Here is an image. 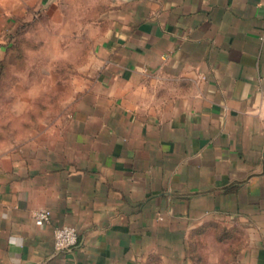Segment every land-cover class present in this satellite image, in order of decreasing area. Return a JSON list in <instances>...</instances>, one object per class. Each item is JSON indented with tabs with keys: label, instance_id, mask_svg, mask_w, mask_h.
Instances as JSON below:
<instances>
[{
	"label": "crops",
	"instance_id": "crops-1",
	"mask_svg": "<svg viewBox=\"0 0 264 264\" xmlns=\"http://www.w3.org/2000/svg\"><path fill=\"white\" fill-rule=\"evenodd\" d=\"M41 14L58 109L0 148V264H193L204 229L264 264V0H0L1 38Z\"/></svg>",
	"mask_w": 264,
	"mask_h": 264
},
{
	"label": "rangeland",
	"instance_id": "rangeland-1",
	"mask_svg": "<svg viewBox=\"0 0 264 264\" xmlns=\"http://www.w3.org/2000/svg\"><path fill=\"white\" fill-rule=\"evenodd\" d=\"M39 19L9 40L0 35V148L21 139L42 116L58 109L52 103L59 94L40 91L43 82L36 71L54 65L60 69L65 64L53 65L51 28L43 14ZM210 240L205 229L190 238L187 256L193 264H205L207 254L221 253L212 250Z\"/></svg>",
	"mask_w": 264,
	"mask_h": 264
},
{
	"label": "built area",
	"instance_id": "built-area-1",
	"mask_svg": "<svg viewBox=\"0 0 264 264\" xmlns=\"http://www.w3.org/2000/svg\"><path fill=\"white\" fill-rule=\"evenodd\" d=\"M261 113L264 117V104L261 107ZM30 215L33 223L37 226L47 224L50 219V212L45 208L33 209ZM52 239L55 251H69L76 245L77 231L73 226H55L52 230Z\"/></svg>",
	"mask_w": 264,
	"mask_h": 264
},
{
	"label": "trees",
	"instance_id": "trees-1",
	"mask_svg": "<svg viewBox=\"0 0 264 264\" xmlns=\"http://www.w3.org/2000/svg\"><path fill=\"white\" fill-rule=\"evenodd\" d=\"M20 29L19 30H13L12 32H7V34H8V40H9V38L11 39V37L13 38V37H15L17 34H20ZM0 47H3V46H0Z\"/></svg>",
	"mask_w": 264,
	"mask_h": 264
}]
</instances>
